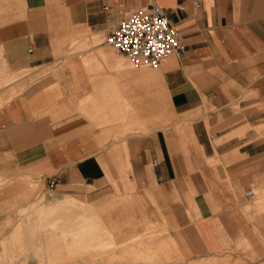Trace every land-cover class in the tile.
Returning <instances> with one entry per match:
<instances>
[{"label": "crops", "instance_id": "obj_1", "mask_svg": "<svg viewBox=\"0 0 264 264\" xmlns=\"http://www.w3.org/2000/svg\"><path fill=\"white\" fill-rule=\"evenodd\" d=\"M153 6L184 37L182 58L132 72L110 51L64 52V45L107 39L124 19ZM130 76L150 84L168 109L151 132L119 140L129 153L132 195L151 209L138 220L165 224L181 252L203 260L214 250L209 237H224L211 223L225 213V193L213 190L225 189L226 177L222 185L209 180L206 159L230 158L236 149L264 158V141L252 130L236 136L244 125L261 130L264 123V0H0V183L15 189L20 178L45 186L77 180L97 189L112 148L98 143L96 122L82 119L81 100L93 102V118L118 117L120 132L143 129L142 97L128 90ZM217 139L223 143L215 147ZM224 166L223 174L239 168ZM5 195L0 185V222ZM18 234L17 227L16 241Z\"/></svg>", "mask_w": 264, "mask_h": 264}, {"label": "rangeland", "instance_id": "obj_2", "mask_svg": "<svg viewBox=\"0 0 264 264\" xmlns=\"http://www.w3.org/2000/svg\"><path fill=\"white\" fill-rule=\"evenodd\" d=\"M106 40L91 45H64V52L110 51L113 58L124 60V68L130 66L132 72L153 70L136 66ZM82 63L87 66L90 62ZM119 70L114 66V75ZM134 81L135 77L130 76L128 90L142 97L138 112L145 124L143 129L136 130L135 126L120 132L122 122L118 117L115 121L112 115L105 120L93 118L88 106L93 102L88 97L81 100L86 106L85 111L80 110L82 119L96 122L98 143L100 146L109 143L112 148L107 178L99 182L97 189L77 180L67 186L50 180L45 186L20 178L15 189L8 180L0 183L2 194H6L0 222V264H186L199 260L195 254L180 251L181 243L171 236L165 224L138 220L139 215L146 216L144 212L151 209L132 195L137 188L130 183L133 174L126 165L129 153L127 148H121L119 140L128 133L151 132L167 117L168 109L164 99H155L150 84L137 85ZM258 126L261 130L244 125L236 136L244 137L252 130L264 141V123ZM222 143L221 139L213 141L215 147ZM242 144H248V140ZM228 158H209L205 162L210 164L209 180L222 185L223 175L226 177L225 189L213 190L225 193V213L211 223V228L221 233L224 228V237H209L210 248L214 250L193 264H264V158L253 161L237 149ZM234 163L239 164L238 171L224 174L220 171L219 166L225 165L226 170ZM248 191H254L256 197H246ZM17 227L16 241L13 232Z\"/></svg>", "mask_w": 264, "mask_h": 264}, {"label": "built area", "instance_id": "obj_3", "mask_svg": "<svg viewBox=\"0 0 264 264\" xmlns=\"http://www.w3.org/2000/svg\"><path fill=\"white\" fill-rule=\"evenodd\" d=\"M106 43L136 66L152 69L159 68L172 55L182 58L186 51L184 37L159 6L131 14L107 37ZM253 196L252 191L246 193L248 198Z\"/></svg>", "mask_w": 264, "mask_h": 264}, {"label": "bare ground", "instance_id": "obj_4", "mask_svg": "<svg viewBox=\"0 0 264 264\" xmlns=\"http://www.w3.org/2000/svg\"><path fill=\"white\" fill-rule=\"evenodd\" d=\"M253 192V194H254V196H253V198H255L256 197V193L254 192V191H252ZM251 199V198H250Z\"/></svg>", "mask_w": 264, "mask_h": 264}]
</instances>
